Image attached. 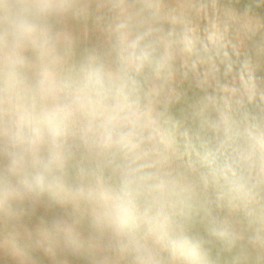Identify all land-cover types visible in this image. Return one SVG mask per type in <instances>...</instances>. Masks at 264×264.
<instances>
[{"label":"rangeland","instance_id":"374dc122","mask_svg":"<svg viewBox=\"0 0 264 264\" xmlns=\"http://www.w3.org/2000/svg\"><path fill=\"white\" fill-rule=\"evenodd\" d=\"M221 1L0 0V23L5 24L15 13L13 7L22 6L45 23L22 29L27 43L3 40L0 45V74L3 67L22 57L27 69V77L19 75L21 83L8 87V95L0 100V264H209L201 253L193 260L175 251V241L165 240L160 222L151 225L149 233H137L141 237L125 228L122 236V226L114 217L118 206H128L131 198L127 195L113 189L109 192L99 184L84 192L77 183L76 194L69 191L70 197L64 195L60 202L64 211L59 212L38 198L35 188L22 178L28 166L44 171L59 164L68 167L81 156L104 166L115 160L114 153L122 152L119 158L124 163L149 161L154 165L158 181L167 187L154 196L162 216L173 209V199L197 193L192 168L179 170L168 160L161 162L160 150L165 145L157 123L158 106L176 96L174 85L181 84L182 75L208 89L218 78L224 100L232 107L242 100L264 102V0H253V12L245 9L252 0H244L236 8ZM2 24L0 32L19 30ZM81 42H89L92 51L79 61L94 60L97 48H119L120 63L131 70H137L141 61L127 52L133 54L138 44L143 43L141 48L148 54L157 53L162 67L148 78V101L142 106H104L83 93L64 97L50 67L65 63L59 48ZM30 49L36 55L28 54ZM225 51L230 60L241 63V74L226 73L231 62L223 61ZM106 58L105 75L114 83L113 57L107 53ZM257 70L263 74L253 80ZM7 76L16 77L12 72ZM4 155L10 158L6 161ZM241 157L247 162L249 179L263 183V129L257 130L254 145ZM124 163L117 175L128 178ZM32 176L41 182V172ZM6 191L12 195L6 198ZM174 193L176 197H167ZM142 195L148 193L143 190ZM234 209L233 205L225 209L223 223L234 237L247 241L256 260L262 259L264 225L250 229V224L235 216ZM57 222L72 229L74 244L55 242ZM124 237L141 241L132 248Z\"/></svg>","mask_w":264,"mask_h":264},{"label":"trees","instance_id":"16d2710c","mask_svg":"<svg viewBox=\"0 0 264 264\" xmlns=\"http://www.w3.org/2000/svg\"><path fill=\"white\" fill-rule=\"evenodd\" d=\"M221 2L234 8L236 4H244V0ZM253 2L250 1L245 9L253 12L256 8ZM11 11L15 13L3 22L5 24H0L19 27V30L11 33L0 32V45L3 40L27 43L22 29L26 26L39 28L45 24L38 21L31 9L22 6L13 7ZM55 26L59 28V24ZM142 44H138L133 54L131 50L127 52L141 61L137 70L128 69L124 62L120 63L123 56L119 48H113L112 51L105 47L97 48L94 53L96 58L91 61L78 60H82L83 56L92 51L89 42L59 48V57L65 58V63L60 62L50 67L55 76V84L62 88L66 98L74 93H83L91 101L104 106H112L115 103L142 106L150 98L147 92L149 76L162 67L158 54L146 53L141 48ZM35 52L36 50L30 49L28 54L36 55ZM107 53L113 57L117 72L114 83L105 75ZM129 55L124 54L128 57ZM230 56L225 51L223 61H229ZM230 62L227 67L229 71L226 73L241 74V63L234 59ZM7 68L11 70L5 71ZM11 72L16 76L15 79L7 76ZM219 72L220 68L215 72L216 77ZM262 74V70H257L252 79L257 80ZM19 75L27 77L24 57L16 64L10 63L2 68L0 100L8 95V87L21 83V80H18ZM181 79V84L174 85L176 96L158 106L157 123L161 144L165 145V149L160 150L161 162L168 160L179 170L183 167L192 168L197 193L173 199V209L163 216L156 208L158 203L155 197L161 192L160 189L167 190V187L158 181L159 175L154 171V165L149 161L124 163L120 159L122 152L114 153L115 160L104 166L96 165L97 163L84 156L68 167L59 164L54 169L48 166L46 171L34 169L33 165L28 166L29 173L23 169L26 174L22 179L35 188L38 198L59 212L64 211L60 208L64 195L70 197L69 191H75L76 194L77 183L82 186L84 192H87L91 185L99 184L109 192L113 189L116 194L131 198L127 197L128 206L124 207L127 216L126 223L122 225V236L126 235V232L136 234L135 236H139V232L149 233L151 225L160 222L165 230L166 241H188L209 264H264V256L256 260L250 253L247 241L234 237L223 223L225 209L233 205L235 216L250 224V229L264 225V182H252L249 179L247 162L241 157L243 152L254 145L257 130H264V102L242 100L237 107H232L224 100L223 84L218 78L213 80L210 89L202 82L192 81L185 75H182ZM36 82L34 77L32 86L35 91ZM37 103L38 98L35 100V104ZM31 109L38 113L36 108L31 106ZM1 132L2 130L0 136ZM9 158L4 155V160ZM123 163L126 166L125 171L130 174L128 178L117 175L123 170L120 167ZM51 169L55 174L51 173ZM37 171L42 173L39 179L41 182L32 176ZM77 174L79 176L75 177ZM60 184L65 189L61 188ZM143 190L148 196L142 195ZM138 195L139 198L134 197ZM172 196L176 197L175 193L167 195L169 198ZM123 228L126 232H123ZM139 237H129L131 241L124 237V243H129L128 245L135 248L136 243L141 241Z\"/></svg>","mask_w":264,"mask_h":264},{"label":"clouds","instance_id":"9594fccd","mask_svg":"<svg viewBox=\"0 0 264 264\" xmlns=\"http://www.w3.org/2000/svg\"><path fill=\"white\" fill-rule=\"evenodd\" d=\"M5 197L11 196L12 193L5 192ZM127 210L118 206L115 210V222L117 225H123L126 223ZM55 242L58 244H64L65 246H71L75 243V237L73 236L72 229L65 227L61 223L57 222L54 225ZM173 249L179 252L181 255L186 256L189 259H195L197 255L196 247L190 245L188 241H176L173 242Z\"/></svg>","mask_w":264,"mask_h":264}]
</instances>
